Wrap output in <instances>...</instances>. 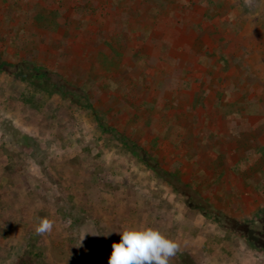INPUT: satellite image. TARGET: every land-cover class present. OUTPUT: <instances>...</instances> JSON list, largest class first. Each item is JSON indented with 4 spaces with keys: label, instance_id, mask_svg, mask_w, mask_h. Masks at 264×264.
Segmentation results:
<instances>
[{
    "label": "rangeland",
    "instance_id": "obj_1",
    "mask_svg": "<svg viewBox=\"0 0 264 264\" xmlns=\"http://www.w3.org/2000/svg\"><path fill=\"white\" fill-rule=\"evenodd\" d=\"M69 1L0 0V58L32 59L67 79L94 63L77 96L91 94L96 112L0 72V264H108L127 226L173 240L169 264H264V0H81L78 10ZM80 14L91 17L77 24ZM99 27L119 40L73 45ZM123 33L146 53L140 92L150 107L133 106L141 72L125 47L111 50ZM204 96L208 106L192 105ZM122 133L179 172L187 196L124 147ZM220 165L227 175L215 179ZM37 217L51 231L37 234Z\"/></svg>",
    "mask_w": 264,
    "mask_h": 264
},
{
    "label": "trees",
    "instance_id": "obj_2",
    "mask_svg": "<svg viewBox=\"0 0 264 264\" xmlns=\"http://www.w3.org/2000/svg\"><path fill=\"white\" fill-rule=\"evenodd\" d=\"M79 2H81V0H70V7L72 6L71 9H75L78 10L79 7ZM89 2V1H88ZM97 12V10H93V13ZM56 14L54 13L53 16H49L48 18L50 19V22L52 23H56ZM81 16H84L83 19H79V17H75V20H73L74 22H76L77 24H81L84 22L85 19H89V17H91L90 15L88 16V14H80ZM93 16V15H92ZM36 20H40L44 23H47V17L41 14H37L35 16ZM69 23V20L68 22ZM60 24V23H59ZM66 24V22H65ZM58 25V24H57ZM101 28L99 27V30L96 31H84V32H80L77 34H74L73 37L76 38L74 41H81L82 38L89 36V41H94V40H98L100 42V40H103L102 43H105L108 37H110L108 44L110 45L111 43H113V45L119 40V37L117 36H113L115 35L114 31L112 32H104L100 30ZM61 30V27H60ZM59 33V32H58ZM57 33V37H56V41L61 39L62 36L64 35L67 36L68 34L65 32L61 37L59 36V34ZM82 37V38H80ZM131 37V36H130ZM128 33H123L122 34V43H124V46L119 44V45H115V47L113 46V49H111L113 51V53H117L119 49H121L122 47L124 48V52L126 55H129V59L133 62V69H137L141 72V75H139L137 77V79L135 80V82H133V106H137L139 103L141 105V107L147 106L149 105V107L151 106V103L149 101H146L143 93L144 92H140L141 89H146L147 87L145 86L144 83H142V80H146V70H148L149 68H146V65L148 63H146L144 60L146 59V53H144L143 51V46H133L132 40L134 38H130ZM114 38L116 41H114ZM129 38V39H128ZM80 39V40H79ZM93 39V40H92ZM60 41V40H59ZM85 43L87 42L86 40H84ZM124 41V42H123ZM140 43H143V37L139 38ZM98 42V43H99ZM78 46L79 42H76L75 44ZM122 46V47H121ZM118 49V50H117ZM229 62H226L227 68H229V66H231L230 64H228ZM94 67V63H90L88 66V69H82L81 67H78L76 70V74H75V78H69L67 79L63 73H55L50 69H44L42 67L37 66L32 59H27V58H21L17 61V63H9L3 59L0 58V72H8L11 75H13L15 78L18 79L19 82H26L28 84V86L33 89L34 91H39L42 93H46L48 95H57L60 96L62 99L67 100L69 103H71L72 105H75L79 108H83V109H91V111H93V113H95L96 116V112H94V108H93V104L90 102H88V99L90 100L91 98V94L87 95V98L85 96V100L81 101L80 97L77 96L78 92H83V87L84 85H86L87 82L92 84V80L90 79V69ZM11 71H8L10 70ZM75 70V69H74ZM158 71V70H157ZM159 73L165 75V79L162 82V87H164L167 90H171L173 91L174 89L171 88L170 85V77H169V72L167 69H163V70H159ZM180 79V78H179ZM105 83V79H101L99 82H103ZM220 83V82H219ZM105 86L103 87L104 89L106 88V84H104ZM169 86V87H168ZM202 86L204 89H207V84L202 83ZM143 87V88H142ZM136 90V91H135ZM218 91H221V89L216 90V95L219 94ZM123 92V91H122ZM124 93V92H123ZM222 93V92H221ZM222 97V95H221ZM219 99V98H217ZM231 98L230 97H223L222 99L218 100L220 102H226L227 100L229 101ZM192 102H193V106H199L201 108H204L206 106L209 105V100L204 97H192ZM195 108V107H194ZM198 108V107H197ZM158 118V117H157ZM158 120H160V122H163L164 117H160ZM99 128L102 129V132H109V131H114L115 128L114 127H110V128H104L103 125L99 124ZM120 135V134H119ZM124 134L122 133V135L120 136V138L118 139L121 144H123L124 147L126 148H130L132 144L133 147V154H135L138 159L140 161H142L150 170H152L153 172L157 173L159 176L161 175V177L164 178V176H167V180L166 183L169 184L173 190L180 196L182 197H186L187 196V192L185 191H180L179 188L175 185L178 181L179 178V172H166L164 171L161 167L158 166L157 161L155 160V156L152 153H147L148 151H145L143 148H141L139 145L137 146L136 143L134 142H129V140L127 138H124ZM152 161H154V164L152 163ZM186 188L190 189V186L185 185ZM192 191V189H190ZM197 192L194 191L193 194H196ZM21 264H31V262L29 260H23V262Z\"/></svg>",
    "mask_w": 264,
    "mask_h": 264
},
{
    "label": "clouds",
    "instance_id": "obj_3",
    "mask_svg": "<svg viewBox=\"0 0 264 264\" xmlns=\"http://www.w3.org/2000/svg\"><path fill=\"white\" fill-rule=\"evenodd\" d=\"M37 234L52 229L46 218L37 217ZM121 239L112 244L108 264H169L177 244L160 230L151 227L127 226L117 232Z\"/></svg>",
    "mask_w": 264,
    "mask_h": 264
},
{
    "label": "crops",
    "instance_id": "obj_4",
    "mask_svg": "<svg viewBox=\"0 0 264 264\" xmlns=\"http://www.w3.org/2000/svg\"><path fill=\"white\" fill-rule=\"evenodd\" d=\"M208 125H210L211 127H214V126H216L217 125V123H214V122H211V123H209ZM218 158H216V159H214V160H212L209 156H207L206 158H205V161H209V162H218V160H217ZM228 161V160H227ZM225 162H226V160H225ZM238 163H240V160H238V161H236L235 163H234V165L236 166ZM224 165H220L219 167H220V169H219V173L216 175V178L215 179H218V178H221V177H224L225 175H227V172H228V168L229 167H223ZM214 170V169H213ZM200 171H203V170H199V172ZM212 174H214V172L212 171L211 172ZM226 181H224V183H222V187H224V185H226ZM217 185V182L215 181H211V183L210 184H208L207 186H209V185ZM223 192V189H220V190H218V191H213V193H211L210 192V194H218L219 195V193H222ZM242 193H243V190L241 191ZM229 194L230 193H228L227 195L229 196ZM246 194V193H245ZM224 195H225V193H224ZM226 195V196H227ZM203 202V201H202ZM203 203H205V204H208L206 201H204ZM209 203H210V201H209ZM211 204V203H210Z\"/></svg>",
    "mask_w": 264,
    "mask_h": 264
}]
</instances>
